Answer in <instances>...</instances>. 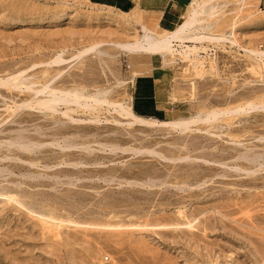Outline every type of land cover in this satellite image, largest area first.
<instances>
[{
	"label": "rangeland",
	"instance_id": "rangeland-1",
	"mask_svg": "<svg viewBox=\"0 0 264 264\" xmlns=\"http://www.w3.org/2000/svg\"><path fill=\"white\" fill-rule=\"evenodd\" d=\"M110 1L0 0V264H264V0ZM208 2L218 39L155 56L185 112L128 115L152 53L120 43Z\"/></svg>",
	"mask_w": 264,
	"mask_h": 264
},
{
	"label": "crops",
	"instance_id": "crops-1",
	"mask_svg": "<svg viewBox=\"0 0 264 264\" xmlns=\"http://www.w3.org/2000/svg\"><path fill=\"white\" fill-rule=\"evenodd\" d=\"M187 0H111L110 6L115 9L138 8L156 15L161 28L173 30L183 17ZM143 52V51H138ZM147 59L148 67L139 72L133 80L132 106L140 116L153 117L184 113L185 100L171 95L172 76L169 67L161 58H156L157 52Z\"/></svg>",
	"mask_w": 264,
	"mask_h": 264
},
{
	"label": "bare ground",
	"instance_id": "bare-ground-1",
	"mask_svg": "<svg viewBox=\"0 0 264 264\" xmlns=\"http://www.w3.org/2000/svg\"><path fill=\"white\" fill-rule=\"evenodd\" d=\"M216 8H218V6L213 4L212 2H208L205 5L203 4L198 10L193 11L187 17V20L185 22H183L177 30L173 31L171 34L164 36L162 38L156 37L152 30L145 27L146 29H145L144 35H141L139 38H137L134 41H129L126 43H120V47L124 51H128V52L152 51L155 53L156 52L160 53L162 56L166 57V55H168V54L175 53V51H176L174 49V42L175 41H178V40L183 41L184 39H189V38H194V39H198V40L205 38V37L211 38V37H207L204 34L202 35L200 33L201 30L197 32V30H199V28L193 27L194 26L193 24L198 21V18H200L199 16H202V17H204L205 15L208 16ZM212 14L213 13H211V15ZM200 29H202V28H200ZM211 39H215V38L212 37ZM217 39L218 38L216 37L215 40H217ZM124 109L128 115L136 116V117L143 119V120H146V121L152 120L154 123L162 122L159 119L146 118L143 116H139L134 112L132 107H125L124 106ZM183 121L184 120L182 119L181 121H176L172 124H174V126H180L183 129H186L187 127L182 124Z\"/></svg>",
	"mask_w": 264,
	"mask_h": 264
}]
</instances>
